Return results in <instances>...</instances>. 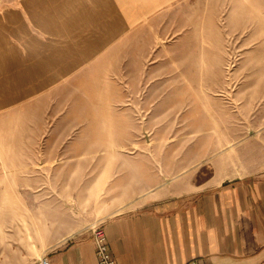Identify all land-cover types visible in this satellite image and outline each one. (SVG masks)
<instances>
[{
  "label": "rangeland",
  "instance_id": "1",
  "mask_svg": "<svg viewBox=\"0 0 264 264\" xmlns=\"http://www.w3.org/2000/svg\"><path fill=\"white\" fill-rule=\"evenodd\" d=\"M53 2L0 0L13 39L21 9ZM166 10L105 39L49 94L0 112L1 259L10 250L13 264L17 254L31 263L102 224L140 176L187 165L206 178L220 140L246 139L264 110V0H172ZM66 28H54L60 39L82 35Z\"/></svg>",
  "mask_w": 264,
  "mask_h": 264
},
{
  "label": "crops",
  "instance_id": "2",
  "mask_svg": "<svg viewBox=\"0 0 264 264\" xmlns=\"http://www.w3.org/2000/svg\"><path fill=\"white\" fill-rule=\"evenodd\" d=\"M52 1L57 7L49 10L21 9L19 39L11 34V10L0 13V112L49 94L107 46L105 39L131 31L141 18L165 16L172 0ZM49 12L48 20L41 19ZM58 25L82 35L60 39ZM12 72L19 81H12ZM247 125L243 142L219 141L208 156L206 178L190 175L181 165L164 177L153 172L129 184L128 200L120 206L125 209L102 221L116 264H264V110ZM43 255L49 264H98L90 229L58 241ZM22 256H14L20 258L16 264L36 261ZM12 259L5 250L0 264H13Z\"/></svg>",
  "mask_w": 264,
  "mask_h": 264
},
{
  "label": "built area",
  "instance_id": "3",
  "mask_svg": "<svg viewBox=\"0 0 264 264\" xmlns=\"http://www.w3.org/2000/svg\"><path fill=\"white\" fill-rule=\"evenodd\" d=\"M90 232L93 239L95 256L98 264H116L111 258L109 248L106 242L105 233L101 223L92 225ZM34 264H49L47 256L42 255L39 257Z\"/></svg>",
  "mask_w": 264,
  "mask_h": 264
}]
</instances>
